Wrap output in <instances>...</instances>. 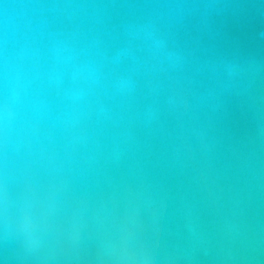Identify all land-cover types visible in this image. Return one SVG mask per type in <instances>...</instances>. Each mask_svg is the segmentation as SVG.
<instances>
[{"label": "clouds", "instance_id": "1", "mask_svg": "<svg viewBox=\"0 0 264 264\" xmlns=\"http://www.w3.org/2000/svg\"><path fill=\"white\" fill-rule=\"evenodd\" d=\"M240 7V0L4 5L0 243L26 257L49 245L59 188L106 133L130 145L137 130L162 132L177 163L212 166L216 119L234 100L254 125L248 145L232 150L235 166L248 187L264 188V57L205 43Z\"/></svg>", "mask_w": 264, "mask_h": 264}, {"label": "water", "instance_id": "2", "mask_svg": "<svg viewBox=\"0 0 264 264\" xmlns=\"http://www.w3.org/2000/svg\"><path fill=\"white\" fill-rule=\"evenodd\" d=\"M240 3L205 43L264 57V7ZM215 131L212 166L177 163L162 132L137 130L130 145L102 135L59 188L49 245L26 257L0 243V264H264V188L246 185L232 154L254 135L246 106L230 101Z\"/></svg>", "mask_w": 264, "mask_h": 264}]
</instances>
